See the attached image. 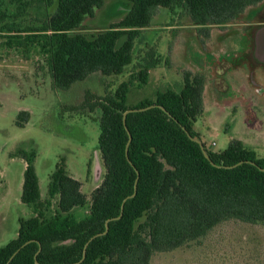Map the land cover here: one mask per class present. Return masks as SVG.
Wrapping results in <instances>:
<instances>
[{"label":"trees","instance_id":"16d2710c","mask_svg":"<svg viewBox=\"0 0 264 264\" xmlns=\"http://www.w3.org/2000/svg\"><path fill=\"white\" fill-rule=\"evenodd\" d=\"M127 1L132 8L121 22L86 35L78 30L104 0H59L56 14L43 27L29 31L37 34L22 38L16 35L20 31L15 23L7 24V41L24 39L27 45L40 47L54 89L66 91L95 73L123 74L133 62L136 40L151 26L160 8L182 9L209 36L211 27L234 24L247 9L264 2ZM156 56L153 52L150 60L145 59L143 68L114 94L96 96L88 90L78 106L102 111L98 144L106 175L93 193L88 216L78 220L72 214L86 205V197L81 183L59 167L49 187L51 198L59 196L58 211L46 217L49 203L42 201L35 153L23 152L27 167L21 201L33 208L35 216L19 220L18 237L0 248V264H8L18 250L10 264H151L156 252L172 251L203 238L226 221L264 225V158L234 140L221 153L206 148L209 160L190 138L200 139L194 124L204 111V76L186 73L180 93L167 90L159 92L155 102L128 106L130 87L136 82L140 86L148 83L150 71L160 64ZM144 108L147 110L128 114L124 125L126 111ZM129 132L132 141L127 156ZM136 182L137 194L125 203L122 218L110 221L109 231L89 243L83 260L87 243L106 231L107 221L120 216Z\"/></svg>","mask_w":264,"mask_h":264},{"label":"rangeland","instance_id":"374dc122","mask_svg":"<svg viewBox=\"0 0 264 264\" xmlns=\"http://www.w3.org/2000/svg\"><path fill=\"white\" fill-rule=\"evenodd\" d=\"M58 8L59 0H0V248L18 237L21 218L35 216L33 208L21 201L27 167L24 151L35 153L42 201L50 204L45 205L46 217L58 211L59 196L51 198L49 187L59 167L81 183L86 197V205L72 214L78 220L90 214L93 193L106 175L98 144L102 111L78 106L88 90L96 96L114 94L153 52L160 64L151 70L146 85L136 82L130 87L129 107L145 100L155 102L159 92L180 93L186 73L202 75L205 110L194 130L205 147L221 153L232 141L245 137L258 144L251 148L264 158V78H252L257 63L254 46L246 43L256 38V30L251 31L253 25L247 22L264 20V2L248 9L234 24L211 27L209 36L182 9L160 8L136 40L133 62L123 74L95 73L66 91L54 89L40 47L27 45L24 39L8 43L5 33L6 25L15 23L19 37L37 34L29 31L43 27ZM131 8L127 0H104L78 32L94 35L108 30ZM259 26L264 25H254ZM247 50L252 53L244 58ZM151 264H264V225L226 221L203 238L156 252Z\"/></svg>","mask_w":264,"mask_h":264},{"label":"crops","instance_id":"0c3cea01","mask_svg":"<svg viewBox=\"0 0 264 264\" xmlns=\"http://www.w3.org/2000/svg\"><path fill=\"white\" fill-rule=\"evenodd\" d=\"M251 8H253V7H251ZM247 11H248V9L246 10V12ZM246 12L241 16V18L239 20H242V18L246 15ZM263 16H264V14H263ZM247 23H248L247 26L253 25L252 27H250L251 31L254 29L256 30L255 31V37H256L255 40L248 39L246 41V43L247 42L251 43L250 48H253V46H254V50H253L254 60H256V63H257V67L255 68V72H254L255 77L253 76L252 78H264V41H263V37H262V32L264 31V26L254 27L255 24L259 25L260 23H263V25H264V20H261L258 17V19L256 18V20H252V21L247 22ZM250 53H252V52L247 50L245 55L243 54V57L245 56L244 58H246V55H248ZM150 74H151V71H150ZM204 100H205V97H204V93H203V106H204V102H205ZM204 110H205V108H204ZM239 140L242 141L245 145L252 147V148L253 147L257 148V146H258L257 143L255 144L252 141H250L249 139H246L245 137L239 138Z\"/></svg>","mask_w":264,"mask_h":264},{"label":"water","instance_id":"95a60500","mask_svg":"<svg viewBox=\"0 0 264 264\" xmlns=\"http://www.w3.org/2000/svg\"><path fill=\"white\" fill-rule=\"evenodd\" d=\"M262 37H263V41H264V31L262 32ZM153 107H154V105L151 106V107H148V108H153ZM145 110H147V108H144V109H129L128 111H126V112L124 113V116H123V122H124V125L126 126V123H127V116H128V114L133 113V112H137V111H145ZM190 138H191L192 140L196 141V142L200 145V147H201V149H202L204 155L210 160V157H209V155H208V152H207V149H206L204 143H203L200 139L193 138L192 136H190ZM131 141H132V135H131V133L129 132V142H128V144H127V149H126V155H127V156H128L129 146H130ZM212 164L215 166V164H214L213 162H212ZM240 164H242V162L239 163V164H237V165H235V166H232V167H226V168H234V167H237V166L240 165ZM262 170H264V169H262ZM137 182H138V180H137ZM137 182H136V186H135V192H134V194H133L132 196L126 198V199L124 200V202H123V204H122V209H121V214H120V216L117 217V218H114V219H111V220L107 221V223H106V231H105L103 234L95 235V236L92 237L91 240L87 243V245H86V247H85V254H84V258H83V260L85 259V256H86V249H87L89 243H90L91 241H93L95 238H97L98 236H100V235H104V234H106V233L109 231V222H110V221H112V220H119V219L122 218V216H123V212H124L125 203L127 202V200H129V199H131V198H134V197L136 196V194H137ZM26 244H28V243H26ZM19 251H20V250H18V251H17V252L11 257V259H10V261H9L8 264H10V262L12 261V259H13V258L19 253ZM40 252H41V247H40V250H39L38 254H39ZM36 258H37V257H36ZM83 260H82V261H83Z\"/></svg>","mask_w":264,"mask_h":264}]
</instances>
